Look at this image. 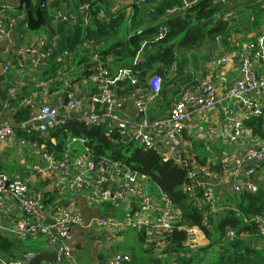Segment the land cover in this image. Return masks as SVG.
Here are the masks:
<instances>
[{"label": "built area", "instance_id": "2783aa9c", "mask_svg": "<svg viewBox=\"0 0 264 264\" xmlns=\"http://www.w3.org/2000/svg\"><path fill=\"white\" fill-rule=\"evenodd\" d=\"M149 0H138L137 4H145ZM201 0H182L180 6L167 11L168 16L185 15ZM32 6L37 0H31ZM264 3V0H256ZM48 4L49 1H48ZM212 7L221 8L218 21L231 24L237 18L239 8L234 0H211ZM25 16H22L24 19ZM81 18L89 21L91 7L84 4L79 11L72 14L62 10L54 11L52 25L59 23H76ZM98 18H104V13H98ZM255 21V15H250ZM19 22L0 17V42L13 34ZM169 28L159 25L157 31L144 40L135 56L134 65L142 62L145 49L154 41L165 39ZM38 41V42H37ZM31 44L25 54L32 73L50 65L53 54L59 45V37L51 40L39 39ZM217 43L229 42L237 47L234 57L224 56L212 61L211 66L199 81L195 92L177 100L172 105L170 114L164 119L149 121L141 118L133 123L126 120L118 109L116 88L120 82L128 80L134 87L126 94L125 101L130 102L137 113L146 115L150 106L159 100L163 80L153 76L148 84L140 86L141 81L133 68L130 67H101L91 74L94 93L85 108V103L77 97L76 91L67 94V102L61 110L48 104H43L29 121L39 122L35 131L48 136L59 127L66 118L75 116L88 124L108 122L110 127L117 123L121 135L128 136L146 149L156 148L162 155L174 161L183 168L192 169L188 172V183L184 191L194 205L204 212L203 225L209 227V218L224 210L219 203L216 192L207 179L211 162L201 166L195 160V153L187 155L182 149L183 135L193 123V115H206L212 111L221 112V124L216 126L205 118L207 133L216 139H222L230 145L235 153L222 159V180L232 183L235 194L249 192L257 194L263 186L252 180L264 166V137L256 135L247 125L252 119H260L264 132V30L256 38L244 43L237 41L234 33L217 35ZM239 57V78L226 84L224 93L219 94L220 75L224 68L234 63ZM93 59L99 61L98 54ZM173 68L176 69L174 66ZM10 70L9 65L2 66L3 73ZM222 88V87H221ZM12 98L15 89L8 91ZM12 110L11 102L6 100L0 104V115ZM67 115V116H65ZM130 124H132L130 126ZM116 128V127H114ZM16 130L8 121L0 123V142L14 139ZM163 137L165 147L156 142L157 137ZM28 144L30 140H23ZM32 142V141H31ZM71 142H80L83 147L86 140L75 138ZM38 150L40 162L33 167L32 172L42 185V189L30 187L20 177H10L0 169V233L14 236L20 241L41 238L45 240L47 252H56L58 264H82L75 261V243L80 238L92 241L102 251L121 242L127 232L140 233L145 241L155 245V253L162 259H170V264H178L177 254L170 252L172 247L171 234L175 229L186 231L189 236L187 245L194 249L199 237L205 238L199 228L183 225V214L180 209L162 193L152 189L146 176L132 171L120 161L107 157L95 161L92 152L85 147L83 156L74 155L67 146L63 157L48 152L37 142L32 144ZM190 150L191 149V146ZM77 152L76 150H73ZM198 168V170L196 169ZM47 194L57 195L58 199L45 203ZM70 199L65 202L67 197ZM9 200L18 202L24 218L14 227H6L3 223L5 212L9 209ZM84 204L86 210L98 211L93 215L83 212L80 207ZM207 207V209H206ZM50 218L51 223L46 224ZM246 223L260 225V235L264 236V218L259 215L246 217ZM227 239L237 237L235 231H229ZM244 237H250L248 233ZM129 250L117 249L109 252L105 259H97L90 264H128L133 260ZM0 263L26 264L22 259L4 261L0 253Z\"/></svg>", "mask_w": 264, "mask_h": 264}, {"label": "trees", "instance_id": "16d2710c", "mask_svg": "<svg viewBox=\"0 0 264 264\" xmlns=\"http://www.w3.org/2000/svg\"><path fill=\"white\" fill-rule=\"evenodd\" d=\"M84 3H88L91 7V18L88 23L79 18L76 23H59L54 26L51 23L52 19L49 20L48 14L49 9L55 5L50 3L46 7L44 15L47 21L46 28L52 33L50 40L55 36L59 37L58 48L47 67V70L53 75L52 78H55L57 71L61 69V63L57 59L68 52L69 57L80 56L79 62L85 63L86 70H92L99 65L111 68H133V71L140 77V86L144 87L147 73L157 65L156 74L160 79L168 80L173 67L179 64L176 53L178 47H196L206 37L214 39L217 35L225 36L233 31L231 30L232 25L228 22H217L222 14V9L212 7L211 0H201L185 15L173 16H168L167 11L175 6H180L182 0H149L145 4L135 3L129 15L124 11H119L107 14L108 19L98 18L99 10L95 9V3H91L89 0ZM38 4L39 0L32 6L33 11L37 9ZM256 4L255 0H241L235 10ZM186 15H192V17H186ZM147 17L148 19H146ZM257 17L258 14L255 15L254 22L247 19L246 29L257 28L258 22L261 20ZM26 23L27 16L21 26H25ZM159 25H166L169 28L165 39L151 43L145 49L142 62L134 65L135 56L141 43L149 39L157 31ZM85 42L94 47V53L98 54L99 61H94V55L90 51V58L87 53L81 54L78 51ZM94 72L96 70L91 71L85 77H80V79L86 78ZM58 77L59 75L56 78ZM133 89L134 87L128 80L120 82L116 88L119 95H126ZM19 102L18 98L12 101V107L18 108ZM14 117L20 124L31 119L29 110L24 108L18 111ZM247 125L256 135L264 137L260 119L254 118ZM120 130L117 127H110L108 122L88 124L82 119L70 117L52 130L48 136L35 130H16V132L19 137L37 142L57 157L65 155L70 139L83 138L86 140L84 147L92 152L95 161L107 157L113 161H120L132 171L146 176L153 190L164 194L175 207L181 210L183 225L199 228L205 238L209 240L207 245L193 250L187 245L189 236L186 231L175 229L171 234L170 252L177 254L178 264H264V250H256L248 239L249 237L242 236L245 233L250 236L260 234L259 224L246 223L244 219L251 215H259L264 218V189L257 194L246 191L236 194V202L233 207L211 216L209 218L210 226L205 227L203 225L204 212L194 205L184 191L185 186L190 183L188 172L192 168L180 167L174 161L166 159L156 148L146 149L128 136L121 135ZM194 147L197 163L201 166L208 165L212 158L207 157L203 146L194 144ZM214 156H216L213 159L214 171L220 172L222 157L219 154ZM28 185L32 188L31 183ZM56 196L47 194L45 203H51ZM219 203L224 209L222 202ZM231 230L237 234L233 240L226 238L227 233ZM124 235L127 241L123 242L122 248L129 249L134 255L133 260L128 264H166L164 259L155 253V245L147 243L143 235L134 232H127ZM25 244L24 241L0 233L2 259L15 261L21 259L20 256L23 252L43 251Z\"/></svg>", "mask_w": 264, "mask_h": 264}, {"label": "crops", "instance_id": "0c3cea01", "mask_svg": "<svg viewBox=\"0 0 264 264\" xmlns=\"http://www.w3.org/2000/svg\"><path fill=\"white\" fill-rule=\"evenodd\" d=\"M84 1L86 0H49V3H54L55 5L49 9V20L52 19V15L56 10L66 11L72 14L76 13L79 11L82 5L88 4L84 3ZM89 1L96 4L95 9L98 8L99 12L102 11L104 13L105 19H108L107 14L110 15L119 11H124L127 15H129L131 13V8H133L132 6L135 3H138V0ZM240 1L241 0H238V4ZM18 7L19 0H0V17H4L6 20L16 19L19 22L15 32L9 37H5L3 41L0 42V65L10 66V70L7 73H3L0 78V104L6 100L12 102L18 98L20 101L18 108H13V105H11L12 110L8 112V114L13 116H15L18 111L24 108L29 110L30 116L32 118L43 104H48L56 109L61 110V115H63L65 114L63 105L67 102V94L71 91H76L77 97L85 103L86 108L90 102V97L94 93V87L91 82V75L80 79L84 73L89 71L86 70L85 63L79 62L80 56H78L79 58L69 57L67 52L65 55L58 58L57 61L61 63V69L58 70L56 74V77L59 75L58 78H52V73L47 70L48 66L43 67L40 69L41 71L38 70L34 73L30 71V68L27 65L28 57L27 54H25V50L31 44L35 43L41 38L50 40L52 33L48 28H41L35 33L26 31L27 23L25 26H21V23L26 18V12L24 10L15 11L14 9ZM239 9L241 11H238L237 13H243V11H245L244 9L246 8L241 7ZM22 16H25V18L22 19ZM146 19H148V17ZM84 22L88 23L89 21ZM240 23H242V26ZM231 25V30H233L231 31V34L234 33L236 35L237 41L240 43H244L249 39L256 38L264 30V23L262 22L257 26V28L254 27L249 29H246L245 25H243V22H241V20L238 21L237 19L232 21ZM78 51H80L81 54L87 53L88 58H90L91 53L94 55V47H91V45H89L87 42H85ZM89 51L91 53H89ZM237 51V47L231 45L229 42L223 41L222 43H217L216 37L214 39H209L206 37L203 42L196 47H178L176 53L179 64L175 66L177 70L173 68V71H171L170 75L168 76V80H163L161 96L158 101L150 106L146 115L137 118V115L140 113L136 112L135 108L130 102L125 101L126 95H119L117 92V102L120 113L126 119H128L129 122L133 123L138 122L141 118H147L149 121H153L155 119H164L168 117L175 101L183 99L190 93L196 91L200 79L207 72L212 61L224 56L234 57ZM238 63L239 57H236L234 63L224 68L223 72L221 73L219 83L220 95L224 93L226 84H229L239 78ZM15 67H17L18 70L13 72L12 70ZM157 68L158 65L155 67V69ZM36 74L38 76H36ZM87 75L88 74H86V76ZM154 76L158 75L156 74ZM152 77L149 78L145 84H148ZM60 81H62V83H60ZM11 89L16 90V94L12 98L8 94V91ZM121 91H123V88H121ZM75 116L77 115L69 116V118ZM205 118L210 119L211 124L220 126L222 116L221 112L218 111H212L206 115H193V123L183 135L184 146L182 149L186 151L187 155H190L191 153H196L194 144L198 146L202 145L207 157L212 158V160H209V162H211V164L214 166L213 159L216 157L214 156L215 154H219V156H221L223 159L224 157L231 156L235 153V151L222 139H215L212 134L209 135L207 133ZM4 121L8 120L3 119L2 115H0V123ZM131 125L132 124H130V126ZM23 140L28 139L19 137V135L16 133L14 139L10 140L9 142H0V169L6 172L10 177H20L27 183H31L32 187L42 189L41 183H39L32 172L33 167L40 162L38 150L32 147V144L35 141H30L28 144L23 145V142H25ZM72 140L73 138L67 143V146L69 144L70 150L72 147ZM156 142H158L162 147H165V142L162 136L157 137ZM189 146H191L192 150H190ZM210 148L214 152H212ZM74 150L77 151V149ZM213 166L208 171L207 179H210V183L216 192L219 202H222L224 210L230 209L236 202V194L233 193L232 183L230 181L222 180V173L214 171ZM263 178L264 174L259 171L257 175L252 178V180L256 183H259V185L263 186L264 188ZM56 199H58V196H56L54 200ZM69 199L70 197L68 196L65 199V202H67ZM8 204L9 209L4 214L3 223L6 227L12 228L24 218V215L17 201L9 200ZM80 209L83 212L89 214L99 213L96 210L91 212L86 210L83 203L81 204ZM7 236L10 238H15L14 236ZM248 239L251 241L253 247H255L256 250H264V236L259 234L257 236H250ZM125 240L127 241V238H125V235H123L121 242H118L114 246L108 247V249L101 252V250L98 249L97 246L93 244V242L91 244L90 242L79 238L75 243V261L82 264H90L95 262L97 259H105L109 252L112 253L117 249H127L119 248V244H123ZM208 243L209 241L206 244L203 243V245H199V247H203Z\"/></svg>", "mask_w": 264, "mask_h": 264}, {"label": "water", "instance_id": "95a60500", "mask_svg": "<svg viewBox=\"0 0 264 264\" xmlns=\"http://www.w3.org/2000/svg\"><path fill=\"white\" fill-rule=\"evenodd\" d=\"M49 0H39L38 7L35 11H33L31 0H19V7L15 8V11H25L27 16V24L26 31L36 32L41 28H46L47 21L45 18V10L48 5ZM186 17H192V15H186ZM99 68V66L95 67L92 70L84 73L83 76L90 73L91 71H95ZM0 70L2 72V66L0 65ZM143 116V114H138L137 118ZM3 119L9 121L12 127L15 130H31L35 127L39 126V122H31L28 124H20L16 121L15 117L10 114H3ZM114 127H124L117 123H113ZM198 170V168H196ZM262 173L264 174V166L262 167ZM46 224H50L51 220L48 218L45 222ZM21 259L26 262V264H58L57 253L56 252H47V251H36V252H23L21 254Z\"/></svg>", "mask_w": 264, "mask_h": 264}, {"label": "rangeland", "instance_id": "374dc122", "mask_svg": "<svg viewBox=\"0 0 264 264\" xmlns=\"http://www.w3.org/2000/svg\"><path fill=\"white\" fill-rule=\"evenodd\" d=\"M234 4H238V0H234ZM242 6H243V4H242ZM245 8H246V9H244L245 11H243V13L242 12L238 13L237 18H236L238 21L241 20V22H244L243 25H245V27H247V23H248L247 19H250V15L253 16V15L258 14V17L260 18V13H261V18H260L261 20L258 23L259 24L261 22L264 23V3H260L259 5H257V4L252 5L249 7L245 6ZM233 21H235V20H233ZM240 25L242 26V23H240ZM33 33H35V32H33ZM17 70H18V68L15 67V68H13L12 71L15 72ZM156 73H157V69H155V68L153 70H151L150 72H148L146 75V83L149 80V78L156 75ZM37 74H36V76H38ZM128 118H130V117H128ZM126 120H128V119H126ZM74 149H77V152H74L73 151ZM71 153H73L74 155L83 156L85 154V148L83 147V145L80 142H76V143L72 142ZM261 173H262V170H261ZM263 181H264V178H263ZM263 189H261V190H263ZM223 211H225V210H222L221 212H223ZM208 241L209 240L207 238L199 237L197 242H196L195 248L199 247V245L200 246L203 245V243L206 244ZM24 242H26L27 245H31L32 247L42 249V250H48V249H46V244H45L44 239L37 238L34 240H28V241H24ZM90 243L92 244V241H90ZM119 248L123 249L121 243L119 244ZM126 250H129V249H126ZM135 252L137 253L138 251L136 250ZM164 263L170 264V259L169 258L164 259ZM44 264H46V263H44Z\"/></svg>", "mask_w": 264, "mask_h": 264}]
</instances>
